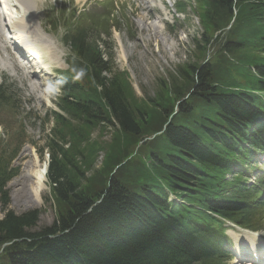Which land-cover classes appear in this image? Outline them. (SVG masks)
Listing matches in <instances>:
<instances>
[{
  "label": "trees",
  "instance_id": "obj_1",
  "mask_svg": "<svg viewBox=\"0 0 264 264\" xmlns=\"http://www.w3.org/2000/svg\"><path fill=\"white\" fill-rule=\"evenodd\" d=\"M198 15L204 33L193 56L200 60L209 48L215 55L175 72L176 95L194 79L200 95L163 131L169 116L147 103L167 101L165 82L154 97L135 96L127 72L114 69L99 50L107 21L90 18L68 32L77 61L59 83L60 112H50L40 126L43 132L52 123L44 148L56 219L35 230L42 211L8 210L5 186L18 174L11 164L25 136L22 125L6 130L7 138L0 137V249L13 243L0 252V264H227L225 222L264 227L262 191L247 185L264 153V98L252 93L264 91V0H207ZM11 98L0 91V108H12ZM108 128L114 131L104 147L91 138ZM161 131L137 148L143 136ZM100 150L110 154L89 175ZM147 150L154 151L148 175L142 161L133 164ZM131 175L160 185L132 187Z\"/></svg>",
  "mask_w": 264,
  "mask_h": 264
},
{
  "label": "rangeland",
  "instance_id": "obj_2",
  "mask_svg": "<svg viewBox=\"0 0 264 264\" xmlns=\"http://www.w3.org/2000/svg\"><path fill=\"white\" fill-rule=\"evenodd\" d=\"M78 1L79 0H40L38 2L39 6L36 11V13H38L37 16L34 12V16L36 17L35 23L38 28L40 27L45 38L54 44L61 56L60 64L53 63L47 70L49 73L51 70H54V72L58 74V71L65 70V61L70 55L69 49L62 44V42L65 41V33L63 34L61 29L53 31L49 27L48 19L50 18V6L54 4L55 8H65L63 6H67L70 11H75L76 14H82V12H101L103 10V4L105 2H111V0H104L103 2H99V0H88L87 2ZM112 1H115L119 6L115 14V20H117L120 25V29L115 30L116 32L112 30L109 39L106 35V40H108L107 44L100 50L101 52L108 51L113 55L115 67L120 71L127 72L129 82L136 96L141 99H147L152 96L153 93L157 92L158 81L162 78L167 79L170 73L174 74L173 71L175 67L186 62L188 53L193 51L192 44L194 42V36L200 31L198 19L190 14L188 19L179 16L178 21H174V9L172 4L176 0H156L153 5L146 3L145 0ZM152 6H155V9L150 11ZM17 12L21 14V10H17ZM143 13L147 16L142 15L140 17ZM0 19L2 18L0 17ZM156 19H158V21H155ZM100 20H102V18H100ZM153 25L160 26V30L157 31L156 29H152L151 26ZM98 27L97 24L94 25V28ZM3 29L4 35L6 33L3 37L6 39L7 36H10V33L7 32L6 28ZM2 41L3 38L0 34V42ZM6 47H8V54L10 55V60L8 61L10 62L11 71L7 69L0 73V83L5 79L6 87L9 88L11 86L10 90L13 94V99L17 102V117L15 118L12 114L6 115L5 113L0 115L3 124L0 126V135L4 133L6 124L11 123L17 126L21 121L27 136L24 148L13 163V166L18 168V175L7 184L10 200L8 209L14 211L16 214H22L31 210L42 211L39 217L38 227L35 229L37 230L42 226L51 225L56 218L54 207L50 199V188L45 176L44 190L41 193V197L39 196L38 203L34 205L33 199H28L24 195L25 182L21 174L23 166H29V164L32 163L34 155H37L36 158L40 163H46L43 161L47 160V155L44 153L42 156H39L36 149L40 148L44 143V138L48 135L51 125L50 123L46 125L44 132H41L39 124L48 111L55 110V106L53 105L54 98L50 92L55 93L57 91L55 80L59 77L54 74L50 77V84L47 88L41 87V90H37L40 92H33L31 85L34 83L38 86L44 80L48 82L47 75L41 73L31 78L30 74L19 70L13 56H11V54L14 53L11 40ZM107 47L109 48L108 50H106ZM32 51L38 54L43 63H47L46 51L43 50L42 47H32ZM212 53L213 51L210 52V55ZM0 57H4L2 52H0ZM37 96H39V98ZM183 125L188 126L187 124ZM113 131L112 128H108L105 133H101V135L99 131H95L92 133L91 138L104 147V144L111 140ZM43 145H45V143ZM153 152V150L143 152L133 163L135 164L138 160L142 161L144 164L143 172L147 175V170L151 168L149 160L152 159L151 153ZM105 154L109 155L110 151L100 150V152L96 154L93 167L87 174H92L94 170L100 167ZM260 163L263 164L264 160H260ZM253 182L254 178L252 176L250 183ZM145 184L160 185L154 181L153 178L145 179L144 176L136 178L131 182L132 187H140ZM3 214L4 211L0 205V219L3 217ZM242 233V236L237 234L234 238H240V241H246L250 238L249 235L244 232ZM259 235L264 239L263 232H260ZM233 241L232 249H235V241L234 243ZM242 248L247 249L245 246H242L241 250ZM235 261L236 259L234 256L230 264H249L250 260L240 263Z\"/></svg>",
  "mask_w": 264,
  "mask_h": 264
},
{
  "label": "bare ground",
  "instance_id": "obj_3",
  "mask_svg": "<svg viewBox=\"0 0 264 264\" xmlns=\"http://www.w3.org/2000/svg\"><path fill=\"white\" fill-rule=\"evenodd\" d=\"M40 0H1L0 2V23L3 21L5 24L9 25L11 30L14 31L13 37L18 40V44L24 46L27 51H29L28 58L30 63L34 66L36 71L34 73L41 74L44 69H47L53 63L60 64L61 56L58 53L56 47L52 42L45 38L43 32L38 28L37 24L35 23L36 17L34 16V12L36 13L37 8L39 6ZM84 0H79L78 2H82ZM153 2V0H150ZM16 5H14V4ZM17 10H21V14L17 12ZM146 18V17H145ZM158 21V19L156 20ZM152 29H156L157 31L160 30V26H151ZM2 30L0 29V32ZM9 39V38H8ZM5 45V43H4ZM34 46H40L43 50L46 51V58L47 63H43L38 55L30 50V48ZM38 64V65H37ZM8 66L0 61V70L6 69ZM42 71H39V70ZM45 75H49L46 73ZM34 76V75H33ZM48 83L46 80L42 81L38 86L34 83L31 85V89L33 92H40L37 90H41L45 87ZM42 87V88H41ZM39 98V96H37ZM32 152V151H31ZM46 163H40L36 156L34 155L32 163L29 166L24 165L22 168V177L24 178V195L28 199H33V204L36 205L39 200V196L41 197V193L44 190V183H45V174H46ZM147 182V181H146ZM238 230L237 233H230L235 241V252L236 255H239L242 246H245L251 253L253 258H256L259 254V249L264 250V244L259 236L256 233H250L248 231H242L245 234L249 235L250 238L246 241H240V238H234L236 235L242 236L243 233ZM242 234V235H241ZM259 238H258V236ZM262 254V253H261ZM241 261L243 258H237ZM253 261H250L249 264H253Z\"/></svg>",
  "mask_w": 264,
  "mask_h": 264
}]
</instances>
